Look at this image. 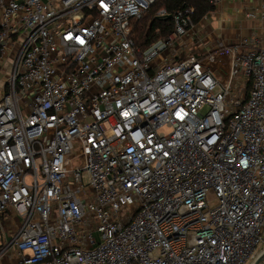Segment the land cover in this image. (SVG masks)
<instances>
[{
    "label": "built area",
    "instance_id": "built-area-1",
    "mask_svg": "<svg viewBox=\"0 0 264 264\" xmlns=\"http://www.w3.org/2000/svg\"><path fill=\"white\" fill-rule=\"evenodd\" d=\"M155 1L0 0V263L264 254V38L231 48L222 82L177 56L192 7L168 37L136 44L133 22ZM244 78L249 95L231 98Z\"/></svg>",
    "mask_w": 264,
    "mask_h": 264
},
{
    "label": "crops",
    "instance_id": "crops-1",
    "mask_svg": "<svg viewBox=\"0 0 264 264\" xmlns=\"http://www.w3.org/2000/svg\"><path fill=\"white\" fill-rule=\"evenodd\" d=\"M260 1L261 0H221L216 6V10L211 14L205 16V18H207L208 20L211 19V21L209 20L211 22L210 26L207 22H205L206 19H203L204 21L202 20L197 24L195 34L193 33L186 36L183 39L184 42H189L190 46H194L192 50H195V52H203V48H205L207 51H205L204 53L206 54L212 51L213 48H217L218 45H226L227 47L232 48L235 45H239L244 39H253L257 36L263 39L264 20L260 17L258 12ZM226 2L230 4L239 3V7L234 10V14L229 13L221 19L219 18V16L225 11L223 5H225ZM249 4H253L255 10H249ZM227 20H230V22L228 23L229 26H232L233 24H236L238 27L242 26L244 32L239 39L230 41V38L224 37L223 30H217V27L220 26L219 24L221 22L225 23ZM201 32H204V34L207 35L203 36L202 38L198 35V33L201 34ZM177 46H179V43ZM193 54L203 59L205 57L197 55L194 52ZM214 54H217L216 61L218 63L215 61L216 63H213L214 65L212 66L208 65V63H206V60H204L205 67L212 68L217 78L222 82H226L229 75L227 54L219 51L218 53ZM6 260L7 258H4L2 263L4 264Z\"/></svg>",
    "mask_w": 264,
    "mask_h": 264
},
{
    "label": "trees",
    "instance_id": "trees-1",
    "mask_svg": "<svg viewBox=\"0 0 264 264\" xmlns=\"http://www.w3.org/2000/svg\"><path fill=\"white\" fill-rule=\"evenodd\" d=\"M187 7L193 8L192 20L200 23L205 16L216 10L213 0H156L151 8L139 19L134 20L132 37L142 50L160 38L168 37L175 30L174 15ZM164 10L171 17H162ZM252 88L251 79L246 82V97Z\"/></svg>",
    "mask_w": 264,
    "mask_h": 264
},
{
    "label": "rangeland",
    "instance_id": "rangeland-1",
    "mask_svg": "<svg viewBox=\"0 0 264 264\" xmlns=\"http://www.w3.org/2000/svg\"><path fill=\"white\" fill-rule=\"evenodd\" d=\"M237 7H239V3L230 4V3L226 2L225 5H223V8L225 9V11L219 16V18L222 19L224 16H226L229 13H233L234 14V10H236ZM254 8L255 7L253 6V4L252 5L249 4V10H255ZM204 19H206L205 22H207L208 25L210 26L211 19H209L210 21L207 18H205V17H204ZM229 22H230V20H227L225 23L221 22L219 24L220 26L217 27V30H219V31L223 30L224 37L230 38V41H233L235 39L236 40L239 39L242 36L243 32H244V30L242 29V26H239L240 28L236 24H233L232 26H229L228 25ZM196 35H197V33H196ZM198 35L203 38V36H205L207 34H204V32H201V34L198 33ZM178 43H179V46H177V56L178 57H184V56L188 55L189 53L194 52L197 55L205 56L204 60H206V63H208V65H212L213 66L217 62L216 61L217 54H214V53H218V51H219V52H224V53L227 54V57H228V68L230 66L231 48L227 47L226 45H224V46L223 45H218L217 48H213L212 51H210V52L205 54L204 52L207 51L205 48H203L204 49L203 52H198V51L195 52V50H192V48L194 46H190L189 42H184L183 39L180 42H178ZM202 54H204V55H202ZM210 54H212L214 56L215 60L213 62L212 61L210 62V58L208 56ZM160 60H161V58L158 57L157 61L159 62ZM5 74H6L5 70H3V73L0 75V85L6 80V78L4 77ZM247 80H248L247 78L239 79V83H237L236 88L232 89V92L230 94L231 98H233V99L241 98L242 99V98L245 97ZM9 223H10L9 219H6L5 222H3L2 225L0 224V239H1L2 234L5 235V232H4L5 229H6L5 231H7V233L9 232L8 231ZM95 234H97V233H95ZM263 234H264V228H263ZM0 242H1V240H0ZM14 254H13L14 259H12V260L8 259L6 262L16 263L17 256L14 255ZM0 264H2V263H0Z\"/></svg>",
    "mask_w": 264,
    "mask_h": 264
},
{
    "label": "water",
    "instance_id": "water-1",
    "mask_svg": "<svg viewBox=\"0 0 264 264\" xmlns=\"http://www.w3.org/2000/svg\"><path fill=\"white\" fill-rule=\"evenodd\" d=\"M165 17H171V15L169 14V15H166ZM263 255H264V254H263ZM263 255H262V256H260V257L258 258V260L256 261V263H255V264H258V263L261 261V259H262Z\"/></svg>",
    "mask_w": 264,
    "mask_h": 264
}]
</instances>
